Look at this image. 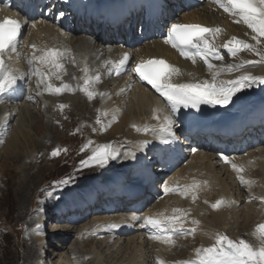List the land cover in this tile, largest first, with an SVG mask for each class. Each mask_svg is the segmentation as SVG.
<instances>
[{
	"label": "bare ground",
	"instance_id": "bare-ground-1",
	"mask_svg": "<svg viewBox=\"0 0 264 264\" xmlns=\"http://www.w3.org/2000/svg\"><path fill=\"white\" fill-rule=\"evenodd\" d=\"M160 1L166 2L168 6L171 5V3L168 0H160ZM174 1L177 2L178 0H174ZM186 1L191 5V7L195 6V8L191 10V13L185 16L184 19L186 21L190 20L189 22L209 23L210 25H215V26L221 25L219 23L220 17L217 11L216 13H213V12H208V10H206V8H208L209 0H186ZM159 3H160L159 1L154 0V1H150L149 4L150 7H155ZM203 3L206 4V6H202L203 8L201 7L199 8L198 5ZM211 3H213L214 6L216 7L220 6V3L217 5V2H214V0H212L210 4ZM221 3H226V0H221ZM165 11H167V8ZM222 12L225 15L226 22L225 25L222 26L223 30L222 31L220 30L217 33H224L225 37L230 36L232 39L237 38L245 43L254 46V50L242 49L240 51L238 55L239 58L235 59V66L239 65L241 62H244L243 64H247L249 62L247 60L256 58L257 59L256 61L260 63L255 65L254 69H250L247 71L253 76L263 77L262 78L263 79L262 83H263L264 82V44L259 40V37L258 40L253 39L254 36H257V33L253 32L251 29L250 30L243 29L244 27L240 28V26H242L241 24H239L240 26L238 25V23L235 24V21L237 22L238 20L242 22V20L238 15H233L230 12L225 11L224 7H222ZM163 19H165V17H158L157 23L162 25L161 21H163ZM152 23L150 24L151 29L153 28ZM45 26L48 27L50 26V24L46 22L42 24L41 27L44 28ZM46 30H47L46 28L45 29L36 28V32L38 36L41 35V33H43L44 31L46 32V35H48V32ZM48 30L49 33L52 34V31L49 28ZM90 40L88 39L84 40V37L82 36L76 37V41H81L77 47V50H74L73 57L72 56L69 57V59L66 61L64 70L59 72L60 79H57L56 77L54 78L56 82L55 88L63 87L65 84H67L69 85V88L67 90L63 91L62 94L58 95L54 90H50L48 84L46 82H43L42 79H41L42 84L39 87H37V89L39 91L45 92V94L42 96L40 101H43V103L46 105V107L49 108L50 111H53L56 107H58V103H61V105H64L63 107L64 110H62V112H65L67 109L70 108L75 114L78 115V120L79 117L88 118V120L92 123L93 127L95 126L94 124L96 123H98L99 125L103 123L106 129L105 130L103 129L104 131L98 129L101 130L100 134H103V136L105 137V141H108L111 138L112 140H114L113 142L116 144L117 152L119 153L118 158L115 161L114 166L108 165L104 171H102L101 173L98 174V176L93 178V181L91 183H88L86 185L87 188L94 189L97 184L99 186L102 185V183L104 182V178L107 177H112L113 179L118 178L115 176L116 175V173L114 172L115 166L120 167L124 164L126 166L125 167L126 171H130V172L133 171L137 175V177H142V175H140L139 172L145 170L144 169L145 165L142 164L140 167L136 165L138 161L137 152L138 151L141 152V150L148 152L150 151V147L148 146V143L150 142L151 138L144 135L145 130L148 129L147 122L150 121H153L154 123L155 121L159 122V118H162L164 114V112H162V109H160V106L164 108L166 107V105L163 103V101L153 98L151 92L145 90L144 85L140 83L137 82L127 83L122 81L119 84V81L117 80L109 81L106 77H104V73L105 72L107 73V70L104 66L109 61V58L107 57L104 59L102 55H98L95 46L91 42H89ZM217 40L219 41L218 38ZM54 44L55 42L53 40H49V46H52ZM156 45L157 48L160 49L159 44ZM45 47L47 49V43L41 40L40 48L45 49ZM145 48L148 50L152 49L150 45H146ZM36 52L40 53L41 51L37 50ZM257 52H259L260 55H257ZM111 56H113L112 53ZM42 66L43 64L40 65V69L44 70V67L42 68ZM127 75L128 73H124V76L127 77ZM96 76H99L100 79L96 80L95 79ZM174 76H175L174 73L170 75V77L172 78H174ZM235 76H238V73H229L225 75L223 79L225 78L229 79V77H235ZM86 79L91 80V82L88 84V90L94 93L92 97H89L86 94V92L82 90L84 88ZM259 83L261 82L255 81L253 83L256 85L257 89ZM110 85H112L111 86L113 87L112 89ZM263 94L261 95L262 99H264ZM234 99L235 97H233V100ZM85 102H89L90 104L91 109H89V111L85 105ZM26 111H31V109L28 108L26 109ZM156 111H157L156 114L159 118L158 117L154 118L152 116L153 113ZM33 113L34 112L31 111V114ZM94 116H96L97 118H94ZM70 118L71 115L60 114L56 119L57 121H60V125H61L64 123V121H66L65 123H67V120H70ZM62 119H64V121ZM165 120L167 121L166 118ZM55 125H51V127L49 126L51 130H54V132L56 131V127H57ZM31 127L32 126H30L28 123L27 115L24 114L23 110H21L20 118L18 119V125L12 128V132H10V136H8L6 140V147H7L6 152L7 150H9L7 152L8 159L12 157L16 162L24 163L26 156H29L33 153V150L30 151V148H28L27 150L23 151V153L20 152L16 155L17 146L20 145L21 139L23 141H26L27 144L31 142L30 146L32 144H33L32 146L36 145L35 142L31 141V140H36L32 136L31 131L35 132L38 136H40L38 134L39 131L37 130L36 127H32V128ZM115 136H117V138H115ZM156 136H157L158 144L162 148L167 149L169 146L168 144L169 137L165 134L157 135V133ZM57 137L60 138L59 135H57ZM50 141L51 139L49 140V142ZM46 143L47 142H45V144ZM34 149L38 153L39 148L35 147ZM259 155H262L263 164L259 165L260 169L256 173V176L259 181L255 185V187H253L251 190H249V188L247 192L243 190L242 191L238 190L234 185L232 176L229 172L227 171L225 172L222 169L211 168L210 165L206 163H201L203 160H201L200 157H197L193 162L201 163L200 168L198 169L196 166H193V167H188L189 170H185V169L180 170L179 176L180 177L185 176L187 172H190L198 177L199 174H201L202 175L201 178H205L206 180H201L200 182L196 181L194 183H185L187 189V193H185V196L186 198L189 197L190 198L187 200L179 197L164 199L162 201V206H165L168 210H170L173 206H175L176 209L179 210V214H180V215L177 214V217L188 216L192 220V223L190 224L183 223L185 227H188L191 230L194 229L195 233L190 235L191 236L190 239L198 237V238H202L206 242L209 239H211V236L213 234L212 231L214 232L217 231L216 230V226H217L219 228H224V229L229 228L230 233H232L234 236L237 234H241L242 237L247 240H252V241L261 240L259 239L258 236L255 235L252 236V231L254 227L253 225L259 222L264 223V154L263 152H260ZM256 162L258 164V161ZM245 163L247 165H252V163H248V162ZM25 173H27V175H25L23 179L21 178L22 181L21 179H19L18 181V185L20 187V191L18 192L17 195L18 202L20 204L22 203L21 206H23L24 209L25 206L24 204L27 201L28 194L31 193L30 194L31 197H29L27 201V203H29V206L30 205L32 206V204L35 202L34 203L35 206L44 208L46 204L45 205L42 204L39 201L41 198L37 199L36 195L34 194V190L36 189V184H37L36 181L38 178V176H36V172L33 171L32 166L27 167L25 165V167L23 168L21 166L20 176L23 177V174ZM231 173L234 174V172ZM34 178H36V181L32 180ZM154 178H155L154 179L155 183L161 184L159 183L158 180H156L157 179L156 176ZM118 179H121V177H119ZM163 180H165V177L163 178ZM14 183L17 184L16 181ZM14 183L10 181V186L14 185ZM204 183H206L207 185L203 186ZM87 188H84L83 191H76L72 189L67 190V193L66 192L64 193L65 200L63 203L65 204H61L60 202L59 206H54V208H51V211L47 214V216L43 213L39 217L37 216L39 219L38 222L40 224L43 223L47 225L49 218L53 215V211L56 212L57 210L59 211L60 215H63V217L58 219L59 222H63V223L66 222V220L63 221V218H65L64 215L67 214V212L71 211V209H73V211L79 210V213L81 215H84V213L80 210L81 205L76 200V196H78L79 193L86 192ZM32 190L33 192H31ZM113 193H114L113 191L110 192L106 191L107 195ZM42 194H40L39 196H41ZM102 195H104V193H102ZM210 195H213V197L209 198ZM116 196H118V194ZM220 197L227 198V202L223 203L221 201H218ZM95 200L97 201L96 198ZM217 201L220 202L219 207L213 208L212 207L213 204L216 203ZM49 202L52 205H54L55 203L54 201H49ZM76 205L78 206L77 208H75ZM97 209L99 210V208ZM21 214H24V210H22V212L18 215ZM137 217H139V219H137L138 221L145 220L146 214H139ZM43 218H47V220H43ZM72 218H75V216H72ZM120 218L121 217L119 215H114L111 217V219H120ZM32 222L35 223L37 221L31 218L28 220V225H32ZM73 227L76 228L77 231V235H78L77 241L78 244H80L79 245L80 247L78 246L79 248L88 250L89 247L87 248V246L84 245V243L90 240L93 241L92 247L88 251V253L93 258L92 263L104 264L102 258H104L103 255H105V257L108 256V258H110L107 259L109 260V264H137V263L168 264L166 260H171V258H175L176 256L178 257L172 260L180 264L178 260L181 257L180 255L183 253V251L178 250L176 253H174L175 252L174 247L168 248L167 246L154 242L156 240L154 241L148 240L146 242L144 240L145 239L144 235L143 238L137 234L133 236L129 235V236L121 237V234L119 232L118 233L116 232L117 228L111 227V224L109 222V217L106 215H102V217L97 219L95 218L93 221H87L78 225H73ZM151 228L153 227L149 225L146 229L151 230ZM41 230L43 231L34 234L37 236L36 238L38 240V243H40L41 246H44L45 244H47L45 242L46 233L44 229ZM120 230H122V228H120ZM56 233L57 232L52 234L56 235ZM125 240H127V242L124 244L123 241ZM197 241H198L197 239H193L191 241V246L196 245ZM177 242H179V240ZM51 243L52 245L57 244L56 241H52L50 242V244ZM97 243L104 246L102 248H97L94 251ZM37 245L38 248L36 245H32L33 251L32 249L29 251H31L34 254V257H36V259H43L41 258L40 254L37 253L38 249L41 248V246H39V244ZM74 246L76 247V245ZM252 246L254 248L257 247L255 244H252ZM75 250L73 253H75ZM201 252H202L201 249H198V251H194V253H191L190 254L191 256L189 258H193L194 261H191L190 259L188 261H185V264H195V262L199 259V254ZM59 256L60 254L58 253V256L57 257L55 256L54 258L59 259ZM113 258L116 259L113 260ZM30 262H32V260ZM65 263L82 264V261L81 258L79 259L78 256L73 259H68V261L66 260ZM60 264H62V262H60Z\"/></svg>",
	"mask_w": 264,
	"mask_h": 264
},
{
	"label": "snow or ice",
	"instance_id": "snow-or-ice-1",
	"mask_svg": "<svg viewBox=\"0 0 264 264\" xmlns=\"http://www.w3.org/2000/svg\"><path fill=\"white\" fill-rule=\"evenodd\" d=\"M216 2L221 3V0H216ZM221 6L225 8V11L233 15H238L253 32L257 33V36H254L253 39L258 40V37H264V0H226V3L221 4ZM20 30L21 24L17 20L5 19L0 22V93H4L15 85L18 79H23L22 76H18L8 70L4 58L5 51L9 49L11 51L16 50V40L20 34ZM219 31V28L214 29L200 25L173 24L167 42L174 48H181V55L185 58H191L195 61L196 56H201L207 64V67L212 69L215 66L208 60V57L212 56L217 60H222L223 56L218 49L214 48L209 43L207 35L215 34ZM33 47H35V45H33ZM225 47L228 48L233 57L242 49L254 50L253 45L245 43L237 38L228 41ZM188 48L196 49V52H190L187 50ZM257 55H260V53L257 52ZM61 56H63L62 52L57 49H51L40 57H34V59L39 60L41 63L51 64L53 69L60 70L64 67L63 64L58 62ZM128 60L129 56L125 54L119 63L123 66ZM29 63L31 64L32 61H29ZM229 70H231V67ZM136 71L141 79L150 84L152 88L166 100L174 114L182 109L199 110L201 105L227 107L233 103V97H236L237 94L244 89L251 87L252 84L259 79L250 75H245L237 80L228 82L221 81L217 83L213 80L211 83L206 81L204 83L176 85L168 82L167 78L172 73L176 72L177 69L169 65L163 59H153L147 63H142L136 68ZM36 74H39L41 79L49 75L48 73L40 72L39 69L36 70ZM51 75H55L57 79H60L58 71H53ZM95 79L99 80L100 77L96 76ZM90 82V79H86L82 90L85 91L89 97H92L94 93L88 90V84ZM68 88L69 85L67 84H65L63 88L57 87L55 89H52L51 85H49V89L54 90L58 94ZM60 107L63 108L64 105ZM166 119L167 124L160 126L157 131L170 133L174 136L175 134L171 131V126L174 122L170 118ZM192 151L195 152L196 149L193 148ZM58 154L59 149L51 153L53 157ZM118 155V152L110 150L108 145H104L96 150L90 159L81 161V164L85 167H89L95 162V164L104 166L109 160L116 159ZM221 155L225 161L229 160L227 155L223 153H221ZM233 168H236V166L233 165ZM238 171H242V169H238ZM240 180L242 183H245L243 176L240 177ZM71 182L72 178L67 177L58 183L67 186ZM163 191L165 193L169 191L167 184L163 185ZM219 204L220 202H217L213 207L217 208ZM133 219H139V217L133 216ZM178 219L179 217L175 216L168 218L166 227L165 221L149 218L146 221V226L150 225L153 228H159L161 232L164 233L163 235H153L151 238L170 241L172 235L169 233L181 232L183 230V225H177L176 223ZM111 227L118 228L120 225L112 224ZM191 231H194V229ZM257 231L264 236V224L258 225ZM202 252L203 254L195 264H264V246L254 248L243 239L237 242L226 235H220L217 238L216 245L203 249Z\"/></svg>",
	"mask_w": 264,
	"mask_h": 264
},
{
	"label": "rangeland",
	"instance_id": "rangeland-1",
	"mask_svg": "<svg viewBox=\"0 0 264 264\" xmlns=\"http://www.w3.org/2000/svg\"><path fill=\"white\" fill-rule=\"evenodd\" d=\"M211 1L212 0H209L208 8H206V10H208V12H213V13H216V11H217V13L219 14V17H220L219 23L222 26H224L225 22H226V18L222 12L221 4H223V3H220V6L216 7V6H214L213 3L210 4ZM214 2H216V0H214ZM218 4L219 3H217V5ZM202 6H206V4L203 3V4L198 5L199 8L200 7L203 8ZM238 21L239 22H236V23H238V25L239 24L242 25V26L239 25L240 28L244 27L243 29H249L250 30V28L243 21L242 22L240 20H238ZM259 40L264 44V37H259ZM24 107L25 108H23L22 110H23L24 114L27 115L29 125L32 127H36L37 130L39 131V133L38 132L37 133L40 136H38L35 132L31 131L32 136L36 139V140H31V141L36 143L35 146H32L33 144L30 146L31 142L29 144H27L26 141H23L21 139V143H20V145H18L19 147L17 146L16 155L20 152L23 153V151L27 150L28 148H30V151L33 150V153L31 155L26 156L24 163L16 162L12 157L10 159H8L7 152L9 150H7V152H6V148H7L6 143L0 149V163H1V166H0V178H1L0 179V181H1L0 182V191H1L0 192V216H1V219L3 221V225L6 227V228H4V227L0 226V264H37V262L35 261L36 257H34V254L29 250L32 249V251H33L32 245H36L37 248H38L37 244H39V246H41L40 243H38V240L36 238L37 236L35 234L40 233L43 230H41V229L36 230L35 226L37 224H39L38 217L42 213L45 214V211H44V208L39 207V206H35V204H34L35 202L32 204V206L31 205L29 206V203H27V201H28V198L31 197V195H30L31 193L28 194L27 201L24 204L25 205L24 209H23V206H21L22 203L20 204L18 202V196L17 195H18V192L20 191L18 181H19V179H21V178L23 179L24 176L27 175V173H25V174H23V177L20 176L21 166H22V168L25 167V165L27 167L32 166L33 171L36 172V176H38L37 181H36V178L32 179L33 181H36V183H37L36 189L34 190V194L36 195L37 199L41 198L39 201L42 204H44V205L46 204L44 207L54 208V206H59L60 202H61V204H65V203H63L65 200L64 193H65V189L67 187H65L61 190H55L49 194H46L49 190L46 191V193H45L46 195L44 194L45 196H52L53 197L52 199L48 198L47 200L45 197H43V195L39 196L40 194H42L44 192V191H42V189L47 184H54V185H57L58 188H62L65 185L59 184L58 182L64 178H67V177H71L72 181H75V180H82V177H86L88 175H91L92 173H94L97 170V168L100 167V165L95 164L93 162L92 163L93 165L91 164L92 167H90V166L85 167L84 165L81 164V161L90 159V157L93 156V154L90 152H93L95 147L98 144H100L102 141L104 143L114 141V140H112V138L108 141H105V137L103 136V134L97 133L94 136V134L92 132L93 129H92L91 125H89V123H87V121L83 120L82 117H80V120L78 122V115L75 114L70 108L67 109L65 112L61 113L62 115H64V114L71 115L70 120H67V123H65L66 122V121H64L65 118L62 119L64 121V123L61 124V126H60L59 121H57V119H55V117L60 114L59 112H53V113H48V114L46 112H44L43 113L44 116H41L40 115L41 111H40V114H38L39 112L37 113L38 108L37 109L36 108L31 109V107L27 103H24ZM45 107H46V105H45ZM86 107L88 108V111H89V107L87 105H86ZM28 108H30L31 111H33L34 113L31 114V111H26V109H28ZM46 109L49 110L48 107H46ZM72 124H73V127H72V129H70L68 125H72ZM74 124L76 125L75 130H74V126H75ZM51 125L57 126L55 132H54V130L50 129ZM94 125L99 126L98 123H96ZM10 132H12V129L10 130ZM10 132H9L8 136H10ZM90 132H92V133L89 134ZM56 134L59 135L60 138H58ZM45 137H48V138H45ZM87 138L89 139V144L87 143V140H88ZM115 138H117V136H115ZM50 139H51V141L49 142ZM90 140H92V141L90 142ZM45 142H47V143L45 144ZM35 147L39 148L38 149L39 154L34 149ZM57 149H59V154L57 156L53 157L51 155V153ZM82 150L84 152H82ZM96 150H98V149H96ZM38 155H39V157H38ZM28 157H30V158H28ZM22 179H21V181H22ZM8 181H9V184H8ZM10 181L13 183L16 181L17 184L14 183V185L10 186ZM45 182H47V183L44 184ZM73 187H75V186H73ZM69 189L73 190V188H71V187L68 188L67 190H69ZM31 192H33V190ZM59 195H62V197L57 200V197ZM212 197H213V195H210L209 198H212ZM53 199H55V201ZM49 201H54L55 202L54 205H52ZM49 204L52 206H50ZM31 208H34V209L38 208V209L35 210V212L30 213ZM22 210H24V214L18 215L22 212ZM39 210H41V212ZM71 212H73V209H71ZM67 214H69V212H67ZM67 214H65L64 216H66ZM26 215H27V217H26ZM73 216H75V215H73ZM31 218L33 220H36L37 222H35V223L32 222V225H28V220ZM73 220H77V216H75V218H73ZM50 221L51 220L48 221V227H46V229L45 228H42V229H44V231L46 233L45 236L46 235L49 236L52 233L57 232L56 236L58 237L59 240L57 241V239L53 238L54 239L53 241H56L57 242L56 245L60 246L59 248L52 247V246H54V245H52V243L50 244V242H52V241H50L47 244L48 245L47 247H51L52 249H55L49 253V254H51L50 255V261L51 262L53 261L52 264H60V262H62V264L63 263L66 264L65 263L66 260L68 261V259H73V258L78 257V256H79V259L81 258L82 264H97V263H92L93 258L88 253L89 249L92 247V242H93L92 240L86 241L84 243V245H86L87 248L89 247L88 250L79 248L80 244H78V241H77V239H78L77 231H76V228L73 227V225H75V224H72L69 222L63 223V222H59V220H57L55 223H53L52 221L50 222ZM259 223L264 224L262 222H259ZM259 223H255L253 225L254 226L253 231H254V235L258 236L259 239H261V240H259V241L250 240L251 245L255 244L257 246L255 248H259L261 246H264V236H262L256 230L257 225H259ZM64 225H65V227H64ZM66 225H67V227H66ZM20 227H23V228L19 230L18 228H20ZM51 227H54V228H51ZM6 231L8 232L7 234H6ZM53 231H55V232H53ZM49 232H51V233H49ZM73 233L75 234L74 237H72ZM32 234H34V235H32ZM67 237H72V238L70 240L65 241V238L67 239ZM35 239H36V241H35ZM63 241H65V242H63ZM61 242H63V244ZM123 242L125 244L127 242V240H125ZM187 242H185V243H187ZM200 242H201V246H199L197 249H200L203 246L202 241H200ZM49 244H50V246H49ZM118 244H119V242H118ZM74 245H76L77 248ZM103 246L104 245H100L99 243H97L94 251L97 248H102ZM43 247L44 246H41V248H43ZM41 248L38 249V251H37L38 254H40L39 251ZM74 250H75V253H73ZM46 251H47V249H46ZM193 251H195V249L191 248L188 251V254H186V256L189 255ZM28 252H29V254H28ZM44 252H45V250L43 249L41 251L40 256H41V258L46 259V261H47L48 255L42 256L44 254ZM176 252L177 251H175L174 253H176ZM58 253L60 254L59 259H57V258L55 259L54 257L55 256L57 257ZM52 254H55V255H52ZM85 254H87V255H85ZM103 257H104V258H102L103 263L109 264V260H107V259H110V258H108V256L105 257V255H103ZM114 259H116V258H113V260ZM31 260H32V262H30ZM39 260L40 261L38 262V264H42L41 263L42 259H39ZM63 260H64V262H63ZM44 264H46V263H44ZM71 264H73V263H71Z\"/></svg>",
	"mask_w": 264,
	"mask_h": 264
}]
</instances>
